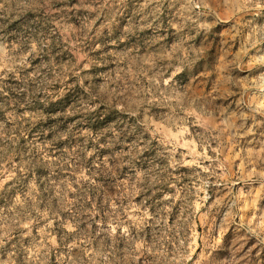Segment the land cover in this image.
Here are the masks:
<instances>
[{
    "label": "clouds",
    "instance_id": "1",
    "mask_svg": "<svg viewBox=\"0 0 264 264\" xmlns=\"http://www.w3.org/2000/svg\"><path fill=\"white\" fill-rule=\"evenodd\" d=\"M0 264H264V0H0Z\"/></svg>",
    "mask_w": 264,
    "mask_h": 264
}]
</instances>
